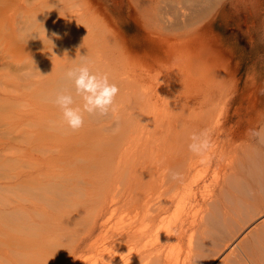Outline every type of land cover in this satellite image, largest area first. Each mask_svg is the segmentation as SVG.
Segmentation results:
<instances>
[{
    "label": "bare ground",
    "instance_id": "6f19581e",
    "mask_svg": "<svg viewBox=\"0 0 264 264\" xmlns=\"http://www.w3.org/2000/svg\"><path fill=\"white\" fill-rule=\"evenodd\" d=\"M1 1L5 2V0H0V3ZM8 1L10 2L15 1L19 3L23 1L26 2L25 4L28 3V5L30 2V0H8ZM34 1L36 2L34 3L36 5L40 3L43 4L42 0H34ZM94 1L95 0H85V2H87V4H89L90 6L92 4L91 2ZM226 1L227 0H132L131 4L133 5L138 4L139 9L141 11V13L139 14L138 11L133 6L131 7L134 8V11L133 12L131 11L132 14L131 16H133L139 22L138 28L141 30L140 32L141 34H139L141 35V37L140 39L138 37V39L139 41H143L146 38L147 41L149 39L152 42V45H150L148 42L143 41V43L140 44V46L138 47H136L132 39H129L127 37H125L124 39L122 38V40H120L119 37H117L119 40L117 38H116L117 40L113 38L114 36L117 35L116 31L112 33L113 34L112 38L114 40L112 41L111 44H109L110 42L108 43V41L104 42V40L103 41L100 40L99 38L101 37L97 36L99 37L96 38L98 41H96L95 39L86 40V45L84 44L86 47H84L82 42L85 43V40H83L81 35L83 33L82 32L83 23L79 24L81 21L78 20L81 19V17L83 16L81 15L82 12H80L82 11L81 10L82 8L79 7L78 9H76L78 10L77 12L76 10L75 11L73 10L74 11L73 14H75L74 17L75 18L76 16L80 17L77 19L78 21L76 22L77 27L74 33L75 34L74 37H76L75 42L79 40L78 42H76L79 45V42L81 40L80 45H82L80 49L78 48L79 46L76 45L78 50L76 49L75 55H78L79 57L78 59L74 58L76 60V64L78 63L77 60H79L80 62H87V64L89 65L88 67H90L93 73L99 75H106L109 78L110 82L115 83L119 88V93L115 98L116 103L118 102V104L114 106L115 109L114 111L110 110L109 113L107 114V116L111 119V121H109L111 122V124L109 125L108 122V123H103L99 126V129H102L101 131L115 130L116 133L106 136V138H104L105 140L100 142L101 146L98 148L99 151H97L96 155L94 156V158L97 161L102 160L100 162L103 163L104 161L106 165L109 164V167L111 164V167L113 168L112 173H114V167H113L115 165L114 163L116 162L118 165H121L122 162L121 158L126 152V144L128 140L127 138L130 137V135H127L128 133L127 129H129L130 131H134L138 129H142V130L147 129L149 125L148 124L149 118L151 119L152 116V115L148 116L149 118L146 116L148 119V123H146L147 120L143 119L145 121L144 122L141 119L144 122L141 124L140 119H138V117L141 114L135 115V117L134 114L142 113L146 110L149 111L151 106L144 101L145 99L141 100L138 103L134 102L127 104L122 102V99L126 93L132 91L133 92L141 91L140 84L137 81H134L131 78L129 82H126L125 81L127 80L126 77H122L120 75L115 76L108 71L95 72L92 69H98L99 67L102 68L104 66L106 68L107 66L113 67V65L114 67L116 65H118V67L122 65L131 66L136 69L144 66L152 69L155 63L160 62L159 57L157 55V53H159L158 49L155 48V45L153 44L155 43V41H158L154 39L156 35L157 37L161 38L160 40L162 42H166V43H170L173 40V42H181L182 44H185L189 39L199 38L200 35H202L206 29L214 25L213 23L214 21H216L215 19L221 10V7L225 4ZM74 2L78 3L79 1L76 0ZM175 2L176 3L182 2L183 5L182 6L178 5ZM30 3H33L32 0ZM5 7L6 4L5 6L3 5L0 7V18L4 17V15H9L6 14L9 13L8 12L9 9L8 8L6 9ZM208 15H211L210 19H208L205 23H202V20L206 18ZM103 22H102L103 25L106 24L107 26H110V23L112 22L115 23L112 16L109 14H103ZM3 24L0 25L4 26ZM106 25H104L105 28ZM22 26L23 25H21V27L19 26V29L20 28L22 29L24 27ZM153 28L158 29L160 31V32L157 31L159 32V34H157V32H155L156 30H154ZM22 34H24L23 31ZM102 34L105 33L102 32ZM9 37L11 36L5 35L4 32L0 31V62L1 60H2L1 62L2 64L3 62H5L7 68L10 67L8 68L9 70L12 69L11 67L13 62V61L10 62L11 61L10 57L14 59L17 51L19 53L21 50L26 52L27 50L31 49L34 52V55H32L31 57L29 56L30 57L29 58L27 57L28 55L25 53L26 54V56L24 55L25 59L26 58L29 59L24 64H20L21 63L20 62L19 65L21 66H17V69L15 68L16 70L14 72V75L11 76L13 81L9 79L7 80L0 79V246L1 247L30 246V248H33L36 246L32 240H31L32 242L28 240L29 236H24V235L22 236L21 234H15L12 231L14 230L13 228L18 225L26 224V226H29L27 222L31 219V216H33V219L31 221V224L33 226L38 225L41 226L42 228H47L50 227L51 224L53 225L56 221H61L64 224H68V221L72 219L73 221L78 222L80 221V219L82 220L84 218V216L87 214L88 210L91 207L97 206V212H96L97 214L93 215L87 223L86 234H82V236L83 235L84 236L83 237L81 236L80 239L77 240L75 245H73L72 248L73 255L70 259L65 261L64 264H101L100 261H91V258L88 257L85 260H81L78 258V255L84 252L85 253L92 252L94 249L97 250L99 248V252L97 250V253L99 254L100 257H103V253H105L104 250L107 251L108 248H110V250L117 249L116 254H118L119 253L118 250L120 249V247L125 248L124 250L125 253L123 252L124 254L122 253L123 250L121 251V253L123 254L122 257H120L122 255L121 254L118 256L120 258L118 257L115 258L117 255L114 254V256L116 255L114 257L115 259L111 258L112 259L111 260L109 258L110 261L109 259L108 261L104 259L103 260L104 263L103 262L102 263L103 264H264V228H261L262 226H264V213L262 211L263 208L261 209L262 205L260 208L258 206V202L261 203L262 199L258 196V194H256V192H253L254 188L252 186V182L249 180L250 176H256L257 174H261L262 170H260L257 162H254L255 168L251 167V165L249 166L251 167L249 170V172H251L249 176H247L246 171L243 173V175L246 176L243 177L244 179L246 178V181H248V183L246 181H243V178L241 179L242 177L240 176L241 173L238 174V170H237L238 168L236 169L234 167L229 169L228 179H225L226 177L224 178V180H227L226 182H224V185L226 186L224 190L228 188V191L231 192L232 195H235L234 197L231 198L229 197L231 199V204L233 202L235 204L232 205L233 207L227 208V203L228 202L230 203V201L228 200V198L227 199L225 198L227 202H222L221 204H217L216 206H214L213 209L210 207L211 209L209 213L202 214L201 218H199L198 212L197 211L193 212V207H196L197 205L200 204V199H199L200 195L198 196V193L202 192L203 187L209 189L208 188L209 182L207 179H204V177L197 175L198 172L196 170V167L198 161L194 160V158L205 156L206 161H208V167L209 166L214 167V177H216L219 174L218 169L220 167L222 169L224 168L226 171L227 168L230 167L228 165H225V160H226V156H233V154L228 151L231 144H228L226 141L222 143L221 142L218 143L217 140H215L214 142H211V147H210L211 150L209 151L207 150L201 155L194 154L189 150V144L193 142L192 136L194 134L196 135V133L193 132V129H189L188 128L189 124L188 126L187 124H185L187 123V121L184 120L182 117H180L182 112L179 113V109L180 111H182L183 110V109L181 110L182 107H179L177 111H175V108H166L158 113V116L160 114L161 119L159 120L158 116H156L158 121H156L157 123L153 122V124L155 123V125L157 126V131L159 133L156 139L154 138V136H152L151 133L150 135H147V138L145 137L143 138L142 136H139L140 141H143V143L136 150L137 156L135 158H132L135 161L133 168L136 166L137 162H139L140 163L139 169L135 172L133 176L129 177L128 179L129 182L125 184V188L122 191V193L120 195L118 194L119 195L118 197L109 196L108 193H103L104 190L102 189V186H100L99 181L97 182L96 180L93 181L94 182L93 185L99 191L100 195H98V197H92V198L89 196H85L83 191L86 189L85 185L87 184L84 185L79 179L80 177L76 178L75 177L76 174L73 173L75 175L73 176L72 174L73 171L72 172L70 171V165L73 168L75 167V164L70 159L71 155H69L68 153H67L68 155H64V151L65 152L69 151V153H73L76 150L77 152L78 147L76 146H79V149L80 146H82L81 149L84 152L85 149L83 148L85 147L84 145L86 144L89 145L90 143H88L86 139L83 140L81 138L79 139L78 136L76 138L73 134L72 135L74 137L71 134L63 135L60 132H58L59 120L62 117V110L55 103L54 104L51 103L52 108H48L49 107L48 105H50V103L45 101L48 104L47 105L46 103L43 102L45 97H48L49 100L50 98H52L53 99V100L51 99L52 102L56 99V96L60 94L58 88H60L61 82L62 83L65 82L66 84L69 85L73 83V81H71L67 77L62 79L63 73H66L67 71L66 72L63 71L60 74H55L53 72V70L56 69L55 66L54 69L52 70L54 76L51 74L53 77L51 75L50 77L47 76V78L45 77L46 79H43L42 81L40 75H42V67L45 66L46 63H44L45 61H42L41 49H39V47L41 46L33 47V45L36 44V39H35V44L33 45L29 44L32 48L27 47L26 45L25 46L21 45L19 49L16 50L14 49L15 50L14 51L11 48H10L11 50L6 49V45H8L7 42L10 40ZM38 39L40 40V37ZM31 43H34V41ZM37 43L40 45L39 41ZM94 46L96 48V52L95 53L93 52L94 55H92V51H95L93 50ZM134 47H136V49H134ZM91 48L92 51L90 52ZM138 51L145 52L143 54V56H145V59L144 57L139 55ZM82 53L83 55L88 54V57H85V55L83 56ZM24 56L22 57L24 58ZM75 57L77 58V56ZM82 57L84 58V60H82ZM164 61L165 60L163 59L162 63ZM54 63H56L55 60ZM78 65L79 64H77L76 66ZM197 66L200 67V65ZM57 68H58V64H57ZM11 74L9 72L8 76ZM64 87L65 85L62 88L64 89ZM62 88H61L62 92H66V90L64 91ZM73 88L75 89V87ZM67 89L69 90V87H67ZM71 94L74 96L75 99L77 98L76 104H74L73 106L82 105L83 102L82 100H80L79 97H76L75 90L74 91L72 90ZM142 94L144 95V97H146L145 92H142ZM14 95H17L16 99L27 96H30L31 98L30 100L28 99L29 101L24 100L25 102L23 104H21L23 100L21 103H19L15 99L19 103L18 104L17 102L14 103L12 101V98H15ZM32 97H36V98L34 99ZM42 97L44 99H42ZM120 101L122 102V104ZM180 119H182L183 121L180 122L179 121ZM49 122L51 123L50 128L57 129V131L55 132L57 134L53 133V131H52L53 134L52 133L47 134V131L50 129L49 127H48L49 129L47 128L48 130L45 132L46 130L45 127H47L46 124ZM150 122L152 123V120ZM179 123L185 124L186 127L178 128ZM216 125L215 124L213 125L212 123V127H216ZM121 140H123L122 141L123 143L121 142ZM140 143L141 142H139V144ZM154 146H156L155 149ZM85 150H86L85 152L89 153L87 151L88 150L87 148ZM83 152L81 153L83 154ZM126 154L128 157V151ZM68 157H69V163L67 162ZM84 157L86 158L85 161L89 159V156L86 157L85 155ZM77 160L81 161L79 159ZM83 160L84 158H82V161ZM112 164L114 165L112 166ZM77 165H79V163H77ZM83 165L79 166L77 170L78 174H81L82 171L86 169V167L84 168ZM103 165L104 163L100 166ZM244 165L245 164H243V166ZM235 166L237 167L238 165ZM109 167L107 165L105 169L107 168L109 170ZM100 171L102 172V170ZM111 171L112 169L107 172L111 173ZM103 174L105 173H102V175ZM176 174H178V177L174 179L173 177ZM105 175L102 177H105ZM120 176L122 175H118L119 179L121 178ZM61 185L68 190V194H66L65 195L66 197H64L63 199L58 200L57 190L58 187ZM245 186L246 187L250 186L252 190L251 191L247 190L248 193H246ZM221 188H223V186H221ZM233 188H235L236 191L232 190ZM75 189H77V192L75 191ZM249 192L252 193L251 197L249 196ZM130 196L132 199H137V200L127 201L128 197ZM66 203H75L77 205L76 213L72 217H70L68 214H64L61 211L62 206L65 205ZM108 203L111 204L109 205ZM117 203H118V207L120 206V204H122L123 207L127 206L131 216L129 219V223H126L128 227L124 229V232L120 237V239L116 240V238L114 237L110 241L111 245H117L120 243L127 244L134 241L140 246H107L104 248L99 247L106 245L108 242V238L104 234V230L107 228V225L109 224V222L112 220L113 217V213H110L109 210H111V207L113 208V205H116ZM252 204L253 207L257 208L258 210L254 212L255 208L254 210L251 209L254 214L252 215L248 213V215L249 214L252 215L251 219L254 218L255 216H258L255 217L257 218L256 221H253L251 224L253 227H255V229L257 228L258 237L260 238L258 240L260 242L263 240L262 243L263 246H249V245L243 246L241 242L243 233L240 232V230L239 232L238 230L234 232L235 225L234 227H232L233 225L232 221L236 219V216H239V218L242 219L243 218L242 216L244 215V213L248 212V208L252 207L250 206ZM48 205L54 210L48 212L49 209H46L48 208ZM173 209L182 212L181 217L173 222V227H171V229L166 235L159 237L155 236L151 232L152 228L156 225L158 221L165 220L166 215L169 212H171ZM36 216L42 218L41 222L35 220ZM246 220L248 219H244V222ZM138 222H140L141 224L139 229L140 231L138 230L137 227ZM205 224L208 225L210 224L211 226H209L208 234L205 231H203L205 232V235L204 236L202 235L203 239L202 238L200 239L202 241L204 240L206 242L207 240L208 241L210 239L212 240L213 235L214 237L217 235L218 236L224 235L223 232L228 230L230 233L234 232V234L232 233V235H230L231 237H229V240L227 241H225L227 238L225 240L223 238V241H225L223 246H219L220 241L218 243L219 244L218 246L201 245L199 246V248H195V246L194 247L189 246L185 254L179 252L177 255L172 250L167 249L168 243L173 242L177 240L180 236L187 234V232L191 227L195 225H198L199 227ZM248 226L247 228L245 226H242V228L248 229L249 228ZM81 233L79 235H81ZM246 240L248 239L246 238ZM216 242H214V244H216ZM37 244H39V242H37ZM11 248L13 250L10 251H17V252L21 251V250L19 251L18 248L17 250H15V247H11ZM24 249L26 250V248ZM24 249H22V252ZM0 250L5 251L3 252L4 254L0 252V258L1 259H3V257L7 258L8 251L6 250V248L4 249L0 248ZM40 250L42 253L40 252ZM43 250L44 248L42 247L39 248V251L35 254L37 255V258L39 257L43 258V254H44ZM26 251L24 252L29 253V251L27 252ZM11 253L12 252H10V254ZM20 255L23 256V254H19L18 255L19 258ZM19 258L17 259L19 260V262L20 260L21 262L27 260L26 263L24 262L25 264H34L26 257H25L26 260L24 259V261L23 259H19ZM37 258L35 260L36 264L39 263L42 264V262L40 260H37Z\"/></svg>",
    "mask_w": 264,
    "mask_h": 264
},
{
    "label": "rangeland",
    "instance_id": "374dc122",
    "mask_svg": "<svg viewBox=\"0 0 264 264\" xmlns=\"http://www.w3.org/2000/svg\"><path fill=\"white\" fill-rule=\"evenodd\" d=\"M42 1L43 4H37L38 6L34 4L36 3L34 0H32L33 3H30V0L29 5L28 3L25 4L26 2L23 1L19 3L15 1L10 2L8 0H5V2L1 1L0 3V7L3 5L5 6L6 4L5 8L9 9V13L6 14H9L11 16L10 17L9 15H4V17L0 18V24L2 25L4 23V26L0 25V31L4 32L5 35L11 36L9 37L10 40L7 42L8 45H6V49L11 48L13 50H16L19 49L21 45L31 47L30 45L35 44L36 39V44L33 45V47L41 46L39 47V49H41L42 61H45L44 63H46V65L42 67V75H40L42 81L43 79H46L47 76L50 77L51 74L54 76L53 72L55 74H60L63 71L66 72L70 68L76 67L77 64L80 65L82 63L77 60L78 63L76 64L75 60L79 58L78 55H75L76 49L78 50V48L80 49L82 46L80 45L81 40L78 45V43L76 42H78L79 40L75 42L76 37H74V33L77 27L76 22L78 20L81 21H79L80 23L78 22L79 24L83 23L82 26L84 31L82 30L83 33L81 34L83 40H85V43L82 42L83 45H86V40L95 39L96 41H98L96 38L99 37H101L99 39L102 41L104 40V42H110L109 44L112 43V41L114 40L113 38L116 39L117 37H119V39L122 40V38L124 39L125 37H127L129 39H132L136 47L140 46L143 41L148 42L150 45H152V42L149 39L147 41L146 38L143 41H139L141 37V35H139L141 34V30L138 28L139 22L133 16H131V11L133 12L134 8L138 11L139 14L141 13V11L138 4H131L132 0H95L94 2H91V6L87 4L85 0H78V3L74 2L76 0ZM176 4L181 6L183 5L182 2ZM132 6L134 8H131ZM79 7L82 8H80L82 11L79 10L80 12H82L81 15H83L81 19H78L80 17L77 16L75 18V14H73V12ZM77 11L78 10H76V12ZM103 14L111 15L115 23H110V26L104 24L106 25L105 28V26L103 25V23H105L103 22ZM210 16L211 15H208L206 18H204L202 20V23H205L208 19H210ZM215 20L216 21H214L213 23L214 25L206 29L199 38L189 39L185 44H182L181 42H173V40L170 43L162 42L160 40L161 38L157 37L156 35L154 39L158 41H155V43L153 44L155 45V48L158 49L159 53H157V55L160 62L155 63L152 69L144 66H142L144 69L142 67L136 69L134 67L125 65L119 67L118 65H116L115 67L114 65L113 67L107 66L108 70L105 66L102 68L99 67L98 69H92L95 72L108 71L115 76L120 75L122 77H126V82H129L131 78L132 80L137 81L140 84L141 91H132L126 93L122 99V102L127 104L134 102L138 103L141 100L145 99L144 101L149 104L151 108L149 109V111H144L145 113L142 112L144 115L142 113H136L134 114V117L135 115L141 114L139 116L140 118L138 117L141 124L145 122L144 120H147L146 123H148V116L152 115L153 117L151 116V119L148 117V124L150 126L148 125L149 128L147 127V129H138L134 131H130L129 129H127V135H130V137L127 138L128 140L126 144V152L121 158V165H118L116 162L114 163L115 165L112 164V166L114 165L113 167L115 174L112 173L113 168L111 167V164L110 167L109 164H107L109 170L107 168L106 170V163L103 161L104 165L100 166L103 164L102 162H100L102 160L97 161L94 158L97 151H99L98 148L101 146L100 142L105 140L104 138H106V136L116 133L115 130L101 131L102 129H99V126L101 124L108 123L109 121H111V119L107 115L100 116L98 114H88L84 112L83 127H81L79 130L73 131L67 126L66 122L63 120V117L60 118L58 132L63 135L73 134L76 138L78 136L79 139H86L87 142L90 143L89 145L86 144L84 145L85 147H83L85 149L87 148V151L89 153L85 152V149L83 152L81 149L82 146H80V149L79 146H76L78 147L77 152L76 150L73 153L64 151V155H71L70 159L75 164V167H73L74 169L70 165V171H73L72 174H76V176L74 174L73 176H75L76 178L80 177L79 179L81 180V182L84 185L87 184L85 185L86 189L83 191L85 196H89L92 198L98 197V195H100L99 191L93 185V181L97 180V182L99 181V185L102 186V189L104 190L103 193H108V195L112 197H118L124 190L125 184L129 182V177L133 176L139 169V162H137L136 166L133 168L135 161L132 159L137 156L136 150L143 143V141H140L139 136L147 138V135H150L151 133L152 136H154V138L156 139L157 135L159 134L157 131V126L155 125V123H157L156 121H158L156 117L158 116V113L166 108H175V111H177L179 107H182V111H180L179 109V113L182 112L183 114H181L180 117L187 121V123L185 124H187V126L189 124V129H193V132L196 133V135H200L201 133L206 132L208 134L210 142H214L215 140H217L218 143H222L226 141L228 144H231L228 151L233 154V156H226L225 160V165H228L230 167L227 168V171L224 168L222 169L220 167L218 169L219 174L216 177H214V167H208V161H206L205 156L194 158V160L198 161L196 167V170L198 172L197 175L208 180L209 189H207L206 187L205 189L203 187L205 191L202 189V192L198 193V196L200 195V204L196 207H193V212L197 211L199 214V218H201L202 214L209 213L210 209H213L217 204L227 202L225 198H228V200L230 201V203H227V208L233 207L232 205L235 204L234 202L231 204L230 198L234 197L235 195H232V193L228 191V188L224 190V188H226L224 182L227 181L224 180V178L226 177L225 179H228L229 169L234 167L236 169L238 168V174L241 173V179L243 178V181H246V178L244 179V177L246 176H244L243 173L246 171L247 176H249L251 173L249 172L250 168H255L254 162H257L260 170H262L261 174L250 176L249 180L252 182V186L255 190H253V192H256V194H258V196L262 199L261 203L258 202V206L260 208L262 205L261 209L263 208L262 211L264 213V0H227L221 7V10ZM85 23L88 24L86 25ZM21 25H23L24 27L22 26L23 28L19 29V26L21 27ZM154 30H156L155 32L159 31L158 29ZM22 31L24 34H22ZM114 31L117 32V35L113 37L112 33H114ZM102 32H104L105 34H102ZM159 32H157V34H159ZM39 37L40 40L38 39ZM33 41L34 43H31ZM38 41L40 45L37 43ZM76 45L79 47L77 48ZM85 45L84 47H86ZM136 47H134V49H136ZM93 48V50L95 51H92V48L90 50V52L92 51V55H94L93 52H96L95 46ZM21 51L19 53L17 51L14 59L10 57V62L13 61L11 67L12 69L10 70L8 69L10 67L7 68L5 62H3V64L1 63V60V80L9 79L13 81L11 76L14 75L17 66H21L19 65V63L21 62L20 64H24L32 55H34V52L31 49L27 50L26 52L23 50ZM25 53L28 55L27 57H30L25 59ZM138 53L145 59V56H143V54L145 53L144 51H138ZM84 55L85 57H88V54ZM22 56H24V58ZM75 56H77V58ZM163 59L165 61L162 63ZM54 60L56 61V63H54ZM197 65H200V67ZM54 66L56 67V69H54ZM7 70L10 72V74H12L8 76L9 72ZM66 73H63L62 79L67 77L65 76ZM60 84V88H58L60 93H62L61 88L64 85L65 87L64 89H62L64 91L66 90V92L68 93H71L72 90H75L73 88V83L68 85L65 82H61ZM67 87H69V90L67 89ZM142 92L146 93V97H144ZM16 96L17 95H14L15 98H12V101L14 103H16L17 101L21 103L23 100V102L21 103L23 104L25 102L24 100L29 101L31 98L30 96H27L20 97L22 99H16ZM32 98L35 99L36 97ZM47 98L48 97H45L44 99L42 97V99H44L43 102L46 103L45 101H47L48 103H50V105L46 103L49 106L48 108H52L51 103L54 104L55 100L52 102V98H50V100L49 98ZM116 104H118V102L116 103L115 100L113 107ZM74 107H82V105H75ZM158 118L159 120L161 119L160 114ZM141 119H144V122ZM151 120L152 123L150 122ZM179 121L181 122L183 120L180 119ZM153 122L155 123L153 124ZM212 123L213 125L217 124L216 127H212ZM108 124L110 125L111 122H109ZM185 124L179 123L178 128L186 127ZM50 125V122L46 124L47 127H45V132L50 128ZM50 129L48 130L49 132L47 131V134L52 133V131L53 133L57 131V129L55 128ZM123 140H121V142ZM139 142L141 143L139 144ZM155 147L156 146H154V149ZM209 150H211V148L208 149V151ZM127 151L128 157L126 154ZM81 152H83V154ZM83 155H86V157L89 156V159L85 161L86 158ZM82 158H84L83 161ZM77 159L81 161H78ZM67 162L69 163V157ZM77 163H79V165H77ZM243 164L245 165L243 166ZM82 165L84 168L86 167V169H84L81 174H78L77 170L79 166ZM117 165L119 168L117 167ZM235 165L238 166L236 167ZM250 165L251 167H249ZM131 167L133 168V170ZM244 167L246 168V170ZM110 168L112 169L111 173L107 172L111 170ZM100 170H102V172ZM102 173H105L107 176L105 174L102 175ZM104 175L105 177H102ZM118 175H122L120 176V179ZM246 182L248 183V181ZM221 186H223V188H221ZM245 189L246 193L252 190L250 186H247ZM232 190L236 191L235 188H233ZM75 191L77 192V189H75ZM57 194L58 200H61L66 197L65 195L68 194V190L61 185L58 187ZM249 196H252L251 192H249ZM136 200L137 199H132L131 196L127 199V201ZM250 206L252 207L248 208V212L244 213L242 219H240L239 216H236V219L232 221V227H234L235 225V230L233 229L234 232H236L237 230L239 232L240 230V232L243 233L241 239L243 246H263V240L261 242L258 240L260 238L258 237L257 228L255 229V227H253L251 224L253 221H256L257 218L255 217L258 216H255V219H251L252 215L254 214L252 210H254L255 207H253V204ZM76 208L77 205L75 203H66L62 206L61 211L64 214H68L70 217H72L76 213ZM46 209H49L48 212L54 210L49 205ZM256 210L258 209L255 208L254 212ZM109 211L110 213H113V217L107 225V228L104 230V234L108 238V242L106 245L99 247L104 248L107 246H140L134 241L127 244L120 243L117 245H111V239H113L114 237L116 238V240L120 239L124 232V229L128 227L126 223H129L131 214L127 206L123 207V205L120 204V206L118 207V203L116 205H113V208L111 207V210ZM96 212L97 206H93L88 210V215L86 214L84 218L82 220L80 219V221L78 222L73 221L72 219L68 221V224H64L61 221H56L53 225L51 224L50 227L47 228H42L37 224V226H33L31 224L33 216H31V219L27 222L29 226H26V224L18 225L15 226L13 228L14 230L12 231L15 234L29 236L28 240H30V242L33 241L36 246L33 248H30V246H0L1 249L6 248V250L8 251L7 258H0V264H22L24 262L26 263V258L36 264L35 260L37 258V255L35 254L39 251L40 247L44 248V254L43 258L39 257L37 258V260H40L42 264H64L65 261L72 257L73 245H75L77 240L80 239L82 234H86L87 223L93 215L97 214ZM248 213L252 215H248ZM181 215L182 212L173 209L166 215L165 220H161L156 223L151 232L158 237L166 235L171 227H173V222L176 219L180 218ZM41 219V217L36 216L35 220L41 222ZM244 219L248 220L244 222ZM198 225L191 227L187 234L182 235L177 240L168 243L167 249L172 250L177 255L179 252L185 254L189 246H195V248H199V246L201 245L218 246L219 241V246H223L224 242L229 240V237H231L230 235H232V233L234 234V232L230 233L228 230L223 232L224 235H217L215 237L213 235L212 240H209L210 242L208 240L206 241L208 244L203 240L206 243L205 244L200 239H203L202 235L204 236L205 232L207 234L209 233V226L211 225L205 224L199 227ZM241 225L245 226L246 228L249 225V228L244 229ZM140 226L141 224L140 222H138V230L140 229ZM79 228L81 232L83 231L82 233L80 232ZM261 228H264V226H262ZM250 231H252L253 233ZM80 233L81 235H79ZM223 238L224 240L226 238L227 239L223 241ZM246 238L248 240H246ZM37 242H39V244H37ZM214 242H216V244H214ZM11 247H15V250H17L18 248V250L21 251H10L13 250ZM24 248H26L29 253ZM123 248L120 247V249L118 250V254H116L117 249L110 250V248H108L107 251L104 250L105 253H103V257H100L97 253V250L99 252L98 248L97 250L94 249L92 252L80 253L78 255V258L81 260H85L88 257L91 258V261H100L101 264H103L104 259L108 261L109 258H114L116 255L117 256L115 258H117L119 255H121L125 250V248ZM22 249H24L23 252ZM24 251H26L27 253H25ZM0 252L3 253L5 251L0 250ZM10 252L12 253L10 254ZM19 254H23V256L20 255L19 258ZM114 254L116 255L114 256ZM123 254L120 257H122ZM18 258L23 259V261L25 259L26 261L21 262L20 260V263L19 260H17Z\"/></svg>",
    "mask_w": 264,
    "mask_h": 264
},
{
    "label": "clouds",
    "instance_id": "9594fccd",
    "mask_svg": "<svg viewBox=\"0 0 264 264\" xmlns=\"http://www.w3.org/2000/svg\"><path fill=\"white\" fill-rule=\"evenodd\" d=\"M82 60L84 58L82 57ZM66 76L73 81L75 95L82 100V107H74L76 99L71 93L62 92L56 96L54 103L62 110L63 120L73 131L79 130L84 125L83 113L107 115L110 110L114 111V101L119 93L115 83L110 82L106 75L93 73L87 62L70 68ZM189 150L194 154L201 155L211 147L210 139L206 132L192 136ZM178 174L174 175V179Z\"/></svg>",
    "mask_w": 264,
    "mask_h": 264
}]
</instances>
